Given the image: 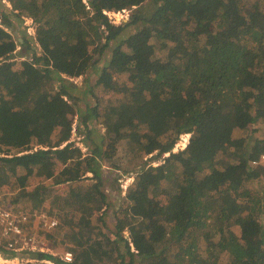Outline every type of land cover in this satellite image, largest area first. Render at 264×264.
I'll use <instances>...</instances> for the list:
<instances>
[{
	"label": "trees",
	"instance_id": "trees-1",
	"mask_svg": "<svg viewBox=\"0 0 264 264\" xmlns=\"http://www.w3.org/2000/svg\"><path fill=\"white\" fill-rule=\"evenodd\" d=\"M261 154L264 0H0V195L70 264H264Z\"/></svg>",
	"mask_w": 264,
	"mask_h": 264
},
{
	"label": "built area",
	"instance_id": "built-area-1",
	"mask_svg": "<svg viewBox=\"0 0 264 264\" xmlns=\"http://www.w3.org/2000/svg\"><path fill=\"white\" fill-rule=\"evenodd\" d=\"M124 12V11H123ZM126 12V11H125ZM119 12L118 14H121ZM106 15L111 17L112 13L105 12ZM115 16L116 14L113 13ZM33 24V21H32ZM190 136H186L180 145L186 146ZM254 166L264 165V154L259 155L251 162ZM40 215V214H39ZM29 215L26 213H19L12 207L6 205V200L0 195V248L4 246L11 253H15L16 257L9 259L0 252V264L34 262V260H26L20 257L24 252H45L48 248L45 239L36 231L29 228ZM46 224L48 229H54L58 222L56 220H49L44 215L39 216V226ZM74 256L71 252H66L62 256V260L70 264L73 262Z\"/></svg>",
	"mask_w": 264,
	"mask_h": 264
},
{
	"label": "rangeland",
	"instance_id": "rangeland-1",
	"mask_svg": "<svg viewBox=\"0 0 264 264\" xmlns=\"http://www.w3.org/2000/svg\"><path fill=\"white\" fill-rule=\"evenodd\" d=\"M130 15H131V11H126V12H122L121 14L117 13L115 16L113 14H111L110 15L111 17H109V19L113 20V22L115 24H119L122 21L126 22L127 18H129ZM33 27H34V25L32 24V20L31 19H26L24 21V23H22L21 25H19V26H18V24L15 25V31H13L11 29V30H9V32L10 33H14V35L17 38H21L24 35H28V36L32 35V36H34V34H35V29L34 28L35 27L34 28ZM25 49H26L25 47H20L17 52L18 53L19 52L25 53V51H26ZM108 53H110V52L108 51L107 54ZM70 80L75 85L83 86V78L70 79ZM76 126H77V123L75 124V127ZM75 129L73 131V135H72V138L70 139V141L71 142H75L76 147H79L83 151H86L85 144L82 141H80V139L77 137L78 132ZM183 141L186 142V140H183ZM180 146L183 147V145H180ZM177 149H178V147H177ZM177 149L175 151H177ZM158 164H159L158 161H154V162H152L151 165L157 166ZM106 169L110 170L111 173H106L104 175L107 178V180L105 181L104 189L109 194V197L111 198L110 201H111L112 204H114V205L116 204V200H117V197H118V199H120L119 200L120 201L119 204L121 205L122 198L126 195V191L128 190V188L133 183L134 175L133 174L124 175L122 173H119V171L117 172L114 169H109V168H106ZM119 188L121 189V191H119ZM7 194H8V196L11 199L12 193L7 192ZM45 207L47 208V205ZM105 219H107V216L105 217ZM107 224L109 225L110 228H113V225L111 223L107 222ZM39 233H40V231H39ZM45 242H46L48 248H46L45 252H38V253L51 254L53 256H58L60 258L62 257L61 256V254H62L61 251L57 250V246L55 244H52V242L49 241V239L45 240ZM32 260H34V262H37L36 259H32ZM45 262L48 263V264H54L51 261H45ZM11 264H16V263H11Z\"/></svg>",
	"mask_w": 264,
	"mask_h": 264
},
{
	"label": "water",
	"instance_id": "water-1",
	"mask_svg": "<svg viewBox=\"0 0 264 264\" xmlns=\"http://www.w3.org/2000/svg\"><path fill=\"white\" fill-rule=\"evenodd\" d=\"M129 18H127V21H128Z\"/></svg>",
	"mask_w": 264,
	"mask_h": 264
},
{
	"label": "crops",
	"instance_id": "crops-1",
	"mask_svg": "<svg viewBox=\"0 0 264 264\" xmlns=\"http://www.w3.org/2000/svg\"><path fill=\"white\" fill-rule=\"evenodd\" d=\"M62 259V258H61Z\"/></svg>",
	"mask_w": 264,
	"mask_h": 264
}]
</instances>
